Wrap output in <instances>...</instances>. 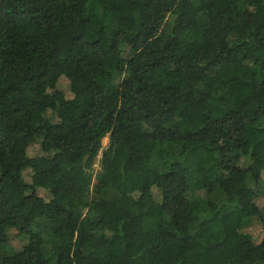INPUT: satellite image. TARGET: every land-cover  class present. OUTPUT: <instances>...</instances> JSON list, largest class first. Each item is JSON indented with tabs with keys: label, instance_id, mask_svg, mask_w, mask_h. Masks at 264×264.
<instances>
[{
	"label": "trees",
	"instance_id": "16d2710c",
	"mask_svg": "<svg viewBox=\"0 0 264 264\" xmlns=\"http://www.w3.org/2000/svg\"><path fill=\"white\" fill-rule=\"evenodd\" d=\"M262 119L264 0H0V264H264Z\"/></svg>",
	"mask_w": 264,
	"mask_h": 264
},
{
	"label": "rangeland",
	"instance_id": "374dc122",
	"mask_svg": "<svg viewBox=\"0 0 264 264\" xmlns=\"http://www.w3.org/2000/svg\"><path fill=\"white\" fill-rule=\"evenodd\" d=\"M89 8L91 10H94L95 12L101 13V8L97 4L96 1H91L89 3ZM122 54L125 57H128V56L131 55V50H130V48L127 45H123ZM260 124L262 126H264V119L261 120ZM108 142H109V137L107 136V137H105L103 139V144H102L103 148H105L108 145ZM99 157L100 156H98L96 158V160H95V166H94L95 171L98 170V168H99V166H98ZM157 166H158L159 169H163L164 168V166L161 165V164H157ZM189 194H190V196L192 195V196L198 197L200 199H211V200H213L215 202H221L225 198V194L219 189H216L213 192H207L204 189L192 190V191H190ZM108 196L110 198H114L115 197V192L114 191H109L108 192ZM262 221H264V210L259 216H254V217L248 218L245 223H246V225H248L247 226L248 230L252 231L253 233H257V231L260 228V225H261ZM48 249H49V245L46 244V250H48ZM10 251H11V248L8 245H4V246L0 247V259L4 255L9 254Z\"/></svg>",
	"mask_w": 264,
	"mask_h": 264
}]
</instances>
